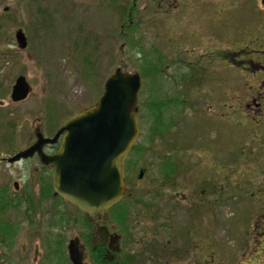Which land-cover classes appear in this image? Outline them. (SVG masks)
<instances>
[{
    "label": "rangeland",
    "instance_id": "1",
    "mask_svg": "<svg viewBox=\"0 0 264 264\" xmlns=\"http://www.w3.org/2000/svg\"><path fill=\"white\" fill-rule=\"evenodd\" d=\"M170 1L176 6L166 8L164 0H0V231L15 230L11 238L0 233V264H71L66 244L82 238L89 225L74 206L52 197V189L42 195L49 172L31 160L4 158L33 140L43 113L53 114L56 129L92 105L115 67L152 70L142 79L136 147L125 159L131 234L120 233L109 212L88 229L107 225L120 233L121 253L135 256L131 264H264V117L242 114L244 101L254 103L243 84L232 85L237 77L221 58L239 42L250 51L264 43L256 24L264 21V5ZM202 1L203 9L190 5ZM18 30L24 47L15 39ZM18 75L32 89L11 102ZM256 87L259 95L252 93L263 101L264 88ZM55 213L78 221L61 227L59 258H45V237H53L54 246L60 232L50 222ZM104 251L100 258L112 260Z\"/></svg>",
    "mask_w": 264,
    "mask_h": 264
},
{
    "label": "water",
    "instance_id": "2",
    "mask_svg": "<svg viewBox=\"0 0 264 264\" xmlns=\"http://www.w3.org/2000/svg\"><path fill=\"white\" fill-rule=\"evenodd\" d=\"M15 38L20 46L25 45L22 31L18 30ZM140 85L138 71L116 67L107 76L102 94L93 106L66 119L53 137L38 133L33 144L10 156L8 161L37 152L44 164H52L53 195L63 197L91 217L100 215L125 192L123 159L138 133L136 105ZM30 90L25 77L18 75L10 97L13 101L22 100ZM60 134L58 149L44 154L42 146L55 142ZM99 232L104 239L105 231ZM66 247L72 264H86L77 237L69 239Z\"/></svg>",
    "mask_w": 264,
    "mask_h": 264
},
{
    "label": "flooded vegetation",
    "instance_id": "3",
    "mask_svg": "<svg viewBox=\"0 0 264 264\" xmlns=\"http://www.w3.org/2000/svg\"><path fill=\"white\" fill-rule=\"evenodd\" d=\"M164 3H165L166 8L170 7L171 5L176 6V4H173V2H171L170 0H164ZM188 4L189 2L188 3L183 2L184 6H187ZM190 5L195 6L196 8L198 6L197 10H199V7L203 6L202 9L205 7L206 1H202V3L190 2ZM262 5H264V3ZM175 9H177V7ZM180 9H182V7ZM262 22L264 21L262 20L261 22L256 23L258 25V28L261 31L264 29V23L262 24ZM259 45L260 46L258 48H252L250 51L248 50L246 43L239 42L236 46L234 45L233 50L229 51L230 54H227L226 52L228 51L224 50L221 55V58L226 63L228 68L231 67L229 68L230 71L232 70L231 73L232 74L234 73V76L237 77V81L236 80L232 81V85H234V87H237L243 84L242 90L244 91V95L247 96V98L251 99L254 103V107H251L250 103L248 102L246 103V101H244V105L246 108H245V111L243 110L244 113L242 114L250 118L251 117L255 118L257 116L264 117V93L262 94L263 101L261 100L259 96H258L259 99L257 100L256 99L257 97L254 95V93H252L255 90L257 91L256 86H262V88H264V43L261 42ZM247 51H250L251 54H247ZM235 89L236 88H234L233 90ZM256 94L259 95L258 91L256 92ZM233 96H235V94H233ZM229 106L231 107V112H233L235 115V110H236L235 102H233ZM253 112H259V114H253ZM42 117H43L42 121L44 122H42L41 127L40 126L34 127L33 140L29 144L23 147L15 148L12 151V153L5 156L4 159H6L7 163H17V162L24 161V160H31L33 161V163H36L41 169L45 170V172L47 173L50 172V175H51V164H44L41 161L40 156L36 152L26 158H22L15 162H8V159H7L15 152H18L21 149L26 148L27 146L31 145L36 140L38 133L42 134V136H45V137L53 135L54 130H55L54 128L56 126L53 115L50 117L49 114L45 112V114L44 113L42 114ZM46 130H48V132H45ZM59 140L60 139H58L53 144H50V143L44 144L42 146V151L45 154H51L57 149L59 145ZM17 185L18 183L15 181L13 183V186L15 189H17ZM112 231L113 230H111L110 227H108L107 240L105 241L104 245L102 244L104 247L103 249H106V251L103 250L105 253L111 252L110 246H109L111 238L109 237V234ZM96 238L98 239V241L100 240L99 234L98 236H96ZM120 238H121V235L120 233H118V237L115 239V241L112 242V245H111L112 249H116L117 251H120V247H119Z\"/></svg>",
    "mask_w": 264,
    "mask_h": 264
},
{
    "label": "trees",
    "instance_id": "4",
    "mask_svg": "<svg viewBox=\"0 0 264 264\" xmlns=\"http://www.w3.org/2000/svg\"><path fill=\"white\" fill-rule=\"evenodd\" d=\"M125 22L121 25V27H124ZM151 72H150V71ZM149 70L143 71V70H139L142 78L143 77H150L152 70L149 68ZM146 72V73H145ZM158 129H154V131H157ZM136 147V145H133V149ZM165 158H168V156H164ZM171 164V163H170ZM169 164V165H170ZM165 167V165H164ZM163 167V168H164ZM173 169V166H170V170ZM169 169L166 170V172H170ZM171 174V173H170ZM46 183V182H45ZM46 188L42 189V195H46L47 191H51V184L47 183ZM49 194V193H48ZM47 194V195H48ZM0 197L1 194H0ZM59 200H63L61 197H56ZM13 205V204H12ZM76 209V208H75ZM76 213L78 218L80 219V221H82V223H84V226H87V231L82 233L81 237L84 241V243L86 244V246L89 249V253L91 255V257L93 258L94 264H131V262H133V258L135 257L134 254L132 253H124L122 254L119 259H118V255H116L117 253H113V258L112 260H107L106 259H102L100 258V255L103 254V248L100 246H97L96 249H93V240H92V235L90 233V230L88 228L91 227V221L88 219V217L83 214L82 212H80L79 210L76 209ZM110 218L114 219L115 221L117 220V224L119 225L118 227L125 233H127V235L131 234V229H129L131 222L130 219H128L129 214L126 210V205H125V201H120L119 203H117L116 205H114L111 209H110ZM73 219H70L69 216L67 214L62 213L61 215H59L58 213H55V215H50V222L53 226H55V228H57L60 232L56 234V236L54 237V246H53V237L49 238V237H45V240L47 241V253H45L44 257L45 258H51L53 254H55V256L57 258H59V239L62 240V230L61 227L63 225L68 226L72 223ZM73 221H78L76 219H74ZM114 222V221H113ZM116 223V222H115ZM12 227H10L9 225L5 226V231H0L1 234H3L1 237L6 238V237H12L15 233L14 231H9L11 230ZM1 230V229H0ZM9 231V232H8ZM3 240V239H2ZM102 256V255H101ZM57 261L54 259V262ZM54 262H51V264H53ZM42 264H46V262H43ZM49 264V263H47Z\"/></svg>",
    "mask_w": 264,
    "mask_h": 264
}]
</instances>
